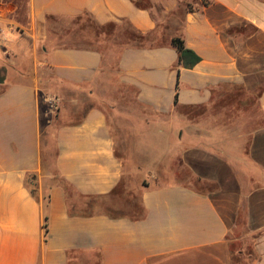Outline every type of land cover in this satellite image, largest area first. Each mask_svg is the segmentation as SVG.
Returning <instances> with one entry per match:
<instances>
[{
	"label": "crops",
	"instance_id": "1",
	"mask_svg": "<svg viewBox=\"0 0 264 264\" xmlns=\"http://www.w3.org/2000/svg\"><path fill=\"white\" fill-rule=\"evenodd\" d=\"M98 261L264 264V0H0V264Z\"/></svg>",
	"mask_w": 264,
	"mask_h": 264
},
{
	"label": "trees",
	"instance_id": "2",
	"mask_svg": "<svg viewBox=\"0 0 264 264\" xmlns=\"http://www.w3.org/2000/svg\"><path fill=\"white\" fill-rule=\"evenodd\" d=\"M75 21H78V20L76 19ZM104 31H105V29H98L97 35L100 36L101 33L104 32ZM138 37H140V39ZM138 37L135 36V39H137L138 41L142 40L141 39L142 38L141 36H138ZM105 40H106V38H105ZM170 45L173 48H175V50L177 51V54H178V64L179 65H182L184 67H191V66L195 65L199 61V58L192 51L188 50L185 47L184 42H183V40L181 38H179V37L172 38L171 41H170ZM176 101H177V95H175V100H174V103L175 104H176ZM33 177L34 176H32V178ZM60 182L62 184H64V182H63V180L61 178H60ZM27 187H28V185H27ZM29 191L34 196L35 190L29 188ZM116 192L117 191L115 190V193ZM47 206H48L47 197H45L44 198V201H43V208H44L43 230H44L45 234H46V231H47V220H48L47 213H46ZM110 217H113V216H110ZM97 264H100V262L98 261Z\"/></svg>",
	"mask_w": 264,
	"mask_h": 264
},
{
	"label": "rangeland",
	"instance_id": "3",
	"mask_svg": "<svg viewBox=\"0 0 264 264\" xmlns=\"http://www.w3.org/2000/svg\"><path fill=\"white\" fill-rule=\"evenodd\" d=\"M58 30L57 29H53V32H57ZM72 35H73V32L71 33V34H69V35H67V36H69V37H72ZM50 95H54V96H56V97H59V94L58 93H50ZM60 98V97H59ZM61 100V99H60ZM215 110H219V109H215ZM59 111V110H58ZM220 111V110H219ZM57 113V112H56ZM56 113H52L51 115L52 116H54V115H56ZM200 114H201V112H200ZM202 116H203V114H201ZM207 115V113L206 114H204V116H206ZM168 143V142H167ZM166 145V138H165V140L164 141H162V147L164 148V146ZM27 185H28V187L30 188V189H33V190H35V193H36V184H35V180H34V177L32 178V176H29L28 178H27Z\"/></svg>",
	"mask_w": 264,
	"mask_h": 264
},
{
	"label": "built area",
	"instance_id": "4",
	"mask_svg": "<svg viewBox=\"0 0 264 264\" xmlns=\"http://www.w3.org/2000/svg\"><path fill=\"white\" fill-rule=\"evenodd\" d=\"M45 101L47 102L50 112L56 113L59 110V107L61 105V100L59 97H56L54 95L47 96Z\"/></svg>",
	"mask_w": 264,
	"mask_h": 264
}]
</instances>
